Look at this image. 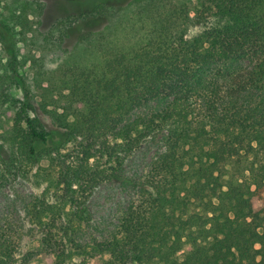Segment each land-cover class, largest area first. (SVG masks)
I'll return each instance as SVG.
<instances>
[{"label":"trees","instance_id":"trees-1","mask_svg":"<svg viewBox=\"0 0 264 264\" xmlns=\"http://www.w3.org/2000/svg\"><path fill=\"white\" fill-rule=\"evenodd\" d=\"M42 11L0 0V29L40 54L30 79L15 56L0 67V169L45 184L39 264H264V0H196L192 15L176 0L99 3L45 32ZM144 149L155 175L126 177ZM107 184L144 196L112 228L85 200ZM13 256L0 241V264Z\"/></svg>","mask_w":264,"mask_h":264},{"label":"rangeland","instance_id":"rangeland-1","mask_svg":"<svg viewBox=\"0 0 264 264\" xmlns=\"http://www.w3.org/2000/svg\"><path fill=\"white\" fill-rule=\"evenodd\" d=\"M36 1L43 3V11L38 18L40 23L38 29L40 32H45L57 18L88 12L99 3L120 4L124 0ZM176 2L186 4L190 14L194 13L196 0H176ZM81 27L84 26L80 25L73 32H77ZM197 31L199 28H191L190 34ZM33 50L30 45L20 41L16 33L8 35L0 29V67H4L15 56L18 73L30 79L34 70L30 58L31 56L40 57V54ZM43 61L46 69H53L60 61V54L58 52L45 54ZM11 95L15 100L22 98L18 90L11 91ZM11 118V113L0 114V135L9 129ZM76 150L75 144H68L62 153L70 159L75 156ZM153 151V149H144L130 157L125 165L126 177L149 179L153 175L151 164ZM42 165L46 166L47 163L44 161ZM33 173V170H28L26 174H14L0 169V175H3L0 178L2 183L0 188V241L7 242L9 249L13 252V261L10 264H39L47 258V248L41 244V241L49 229L37 225L31 214L32 204L43 192L45 184H36ZM85 200L91 208L94 220L103 221L108 228H112L113 224L120 220L122 211L132 202L144 201V196L142 197V193L136 188L107 184L94 189ZM97 233L99 234L95 229H86L85 236L98 235Z\"/></svg>","mask_w":264,"mask_h":264}]
</instances>
